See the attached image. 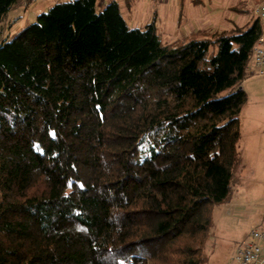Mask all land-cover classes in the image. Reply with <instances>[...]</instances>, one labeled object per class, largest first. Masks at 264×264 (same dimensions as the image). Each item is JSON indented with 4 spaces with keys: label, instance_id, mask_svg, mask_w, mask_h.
<instances>
[{
    "label": "trees",
    "instance_id": "obj_1",
    "mask_svg": "<svg viewBox=\"0 0 264 264\" xmlns=\"http://www.w3.org/2000/svg\"><path fill=\"white\" fill-rule=\"evenodd\" d=\"M33 1L0 0V264H209L258 20L169 45L73 0L3 36Z\"/></svg>",
    "mask_w": 264,
    "mask_h": 264
},
{
    "label": "rangeland",
    "instance_id": "obj_2",
    "mask_svg": "<svg viewBox=\"0 0 264 264\" xmlns=\"http://www.w3.org/2000/svg\"><path fill=\"white\" fill-rule=\"evenodd\" d=\"M262 1L195 0L193 4V0H134L131 8L122 4L121 12L131 28L144 29L154 21L161 40L169 45H178L193 40L194 6L207 10L201 20L205 27H200L203 36L214 37L220 31L233 32L237 28H245L255 19L252 12ZM31 3L25 16V8H17L6 16L10 22L3 25V36H14L21 28L35 22L37 15L48 12L58 1L34 0ZM99 8L102 9L103 5L99 4ZM222 21L230 23L216 26ZM243 89L247 102L241 108L242 139L238 146L239 162L233 172L231 197L228 202L211 206L206 211L212 222L207 249L209 264H233L235 248L243 243L252 230L260 227L258 221L264 215V159L256 165V175L255 166L249 159L250 151L256 144L262 146L264 151V76H249L243 83ZM255 135H258L255 137L258 143L253 139ZM259 136L263 138L260 140Z\"/></svg>",
    "mask_w": 264,
    "mask_h": 264
},
{
    "label": "built area",
    "instance_id": "obj_3",
    "mask_svg": "<svg viewBox=\"0 0 264 264\" xmlns=\"http://www.w3.org/2000/svg\"><path fill=\"white\" fill-rule=\"evenodd\" d=\"M257 6L252 14L260 24L261 33L254 44L252 60L246 71L250 75L264 76V1ZM247 236L246 241L235 248L233 264H264V228H256Z\"/></svg>",
    "mask_w": 264,
    "mask_h": 264
},
{
    "label": "crops",
    "instance_id": "obj_4",
    "mask_svg": "<svg viewBox=\"0 0 264 264\" xmlns=\"http://www.w3.org/2000/svg\"><path fill=\"white\" fill-rule=\"evenodd\" d=\"M56 1H58V2H67V1H70V0H56ZM112 1L119 2L121 7H122V4H123V5H125V6H127L129 8H131V5H132L131 3L134 2V0H130V1L129 0H99V4L104 6V5H106V4H108V3L112 2ZM194 3H195V0H193V4ZM55 4H57V3H55ZM28 6H29V4H28ZM28 6L23 2V3H20L18 6H16L13 10H15L17 8H25L24 9L25 11L23 13L24 16H25V14H26L25 12H26V10H28ZM206 11H204L203 9H196V6L193 7V34H192L193 35V39L203 37L204 33H203V30L201 29L200 25L202 26V21L201 20L204 19V17H205L204 13ZM19 18H23V16H19ZM9 22L6 19L5 23H9ZM225 22L226 23H230V21L229 22L225 21ZM225 22L222 21L221 24L216 25V26H222ZM13 27L15 28V26H13ZM202 27H205V26H202ZM220 32H222V31H220ZM255 137H258V135H255L253 137L255 143H258ZM259 137H260V140L263 138L262 136H259ZM241 139H242V135H241ZM249 159L252 161V165L255 166V171L254 172H255V175H256L257 174L256 171L258 170V167H256V165H259L261 163V161L264 159V151H262V146H259L258 144H256L255 147L253 146L251 151H250ZM258 224L260 225L259 228H264V215L259 218Z\"/></svg>",
    "mask_w": 264,
    "mask_h": 264
}]
</instances>
